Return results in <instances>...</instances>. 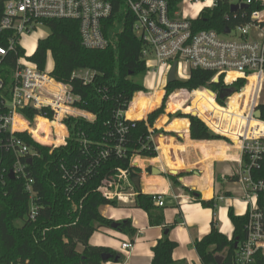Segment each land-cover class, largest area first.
<instances>
[{"label":"trees","instance_id":"trees-1","mask_svg":"<svg viewBox=\"0 0 264 264\" xmlns=\"http://www.w3.org/2000/svg\"><path fill=\"white\" fill-rule=\"evenodd\" d=\"M108 1L112 5V15L106 22L105 33L112 44L107 49L82 48L74 23L58 21L46 26L50 29V35L38 41L35 52L29 58L43 70L47 56L50 55L53 60L52 77L72 87L73 94L78 97L75 107L91 115L93 120L72 117L64 120L68 131L66 144L52 153L26 135H20L38 155L26 168V176L32 181L31 193L26 190V180H11L9 174L5 175L4 183L0 184V264H102L113 260L102 261L101 256L110 254L115 257V253L88 244L94 232L100 228H109L113 223L99 211L101 207L110 205L102 192L103 183L109 176L119 177L114 175L117 171L128 172L131 177L136 176L137 169L131 166L134 157L157 156L149 139V129L163 115L164 103L172 93L167 102V111L186 113H177L171 117L188 120L192 140L230 143L226 137L211 131L201 116H191L190 103L187 102L189 97L192 99V95L195 96L199 90L206 88L217 94L216 103L223 106L224 99L239 91L244 86V81L238 80L225 86L222 78H219L218 83L212 82L215 75L212 72L190 70L186 81L176 80L166 84L162 104L154 110L159 104L161 92L156 90L148 96L141 95L140 93H148L147 89L133 81L135 76L146 71L141 58L144 45L132 30L134 17L126 10L122 0ZM251 10L250 7L248 11ZM1 16L0 2V18ZM237 23L244 21L234 20L229 14L228 5L220 3L215 9L201 14L195 22V31L214 30L221 34L225 28H233ZM0 45H3L1 41ZM23 55L24 51L17 47L16 53H9L4 59L0 68L4 86L8 87L10 84L16 57ZM80 69L94 72L90 83L84 84L71 78L72 73ZM186 91L194 92L188 96ZM220 94L225 96L223 100L218 98ZM5 96L8 97V94ZM210 97L212 104L216 106L213 97ZM2 99L0 95V101ZM129 103L132 116L142 117L154 111L148 115L146 122L125 121V125L133 124V127L129 128L120 144L115 135L114 115L119 110L126 112ZM181 104L186 107L180 108ZM259 110L261 120L264 121V103H260ZM24 114L32 118L34 112L26 110ZM166 123V117L161 116L156 127L162 128ZM176 124L178 122L168 129H175ZM15 125L25 127L19 118H16ZM51 126L56 127L59 139L63 134L61 126L37 119L38 129H43L47 135ZM30 131L36 139L44 142L48 140L41 139L38 131ZM153 133L156 134L157 131L154 130ZM116 146L120 147V155L115 153ZM102 152L108 154L102 157ZM13 163L14 158L10 154L0 153V170L9 172ZM253 177L264 179V163L260 171L253 172ZM190 194L197 196L195 199L203 207L210 208L215 213L216 205L213 200L202 201L199 194ZM31 206L35 208L33 220L29 218ZM136 207L148 215L152 226H163L162 212L154 205L152 196L138 194ZM257 209L264 217V194L257 196ZM227 216L233 231L231 239L222 234L212 221L208 234L194 242L200 264H216L217 256L223 258L222 264H232L236 252L234 244L241 243L245 236L247 212L239 216L232 208H228ZM17 222L20 224L17 225ZM117 230L130 238L135 233L129 221L121 222ZM168 230L169 228L165 229V235L152 248L151 264H186L173 261L172 252L177 244L169 239Z\"/></svg>","mask_w":264,"mask_h":264},{"label":"built area","instance_id":"built-area-1","mask_svg":"<svg viewBox=\"0 0 264 264\" xmlns=\"http://www.w3.org/2000/svg\"><path fill=\"white\" fill-rule=\"evenodd\" d=\"M122 1L126 10L134 17L133 33L144 45L141 58L146 71L159 76L168 75L173 63H176L177 68L178 63L182 62L189 72L202 70L214 73L213 83H218L219 78H222L225 86L238 80L244 81V86L239 91L224 99L223 106L216 103V93L206 88L202 91L210 93L222 110L229 109L231 99L235 96L238 110L241 112V115L236 117L230 116L229 113L227 116L217 114L212 119L217 130L215 131L234 140L240 153L237 161L240 166L238 182L245 196L247 222L244 227V239L237 243L232 264H264V217L257 209V196L264 194V179L253 177V172L260 171L264 163V121L261 117L257 119L254 116L264 95V0ZM0 2V41L3 43L0 45V68L9 53H16L17 47L22 49L21 39L25 34L29 35L52 22L74 23L82 48L105 50L112 44L105 33L106 22L112 15V5L108 0ZM220 3L228 5L229 14L234 20H243L244 23H237L233 28H228V34H219L214 30L195 31V22L201 14L215 9ZM232 6L239 9L230 13ZM250 7L252 10L248 11ZM232 33L234 36H231ZM30 57H16L8 87L4 86L0 78V95L3 98L0 101V153L10 154L14 158L9 172L0 170V184L4 183L5 175L12 172L14 178L26 180V190L29 193L32 181L26 176V161L38 154L31 150L20 135H26L34 143L50 149L52 153L66 144L68 131L64 120L71 117L93 120L91 115L75 107L78 97L73 94L72 87L53 78L52 68L46 71L45 66L40 70L29 60ZM22 58L26 61L23 62ZM230 74L234 77L229 78ZM93 77L94 72L87 69L76 70L71 75L72 79L80 80L84 84L90 83ZM186 92L190 95L194 91ZM26 110L34 112L32 118L24 114ZM126 112L119 110L114 115L115 135L120 144L123 143L129 128L133 127V124L125 125V121H136L128 119ZM16 117L24 124V128L16 127ZM231 117L235 118V123L229 127ZM37 119H43L51 125L57 123L62 127L63 134L58 139L56 127L51 126L47 135L43 129H38ZM252 123L259 125L251 127ZM31 129L38 131L41 139L48 140L44 142L36 139L31 134ZM153 131L149 129V139L158 153ZM115 153L121 154L119 146H116ZM107 154L101 153L102 157ZM152 200L155 206L163 207L164 202L160 194L153 195ZM34 216L35 208L31 206L29 218L33 220ZM131 247V243L122 244V249Z\"/></svg>","mask_w":264,"mask_h":264},{"label":"crops","instance_id":"crops-1","mask_svg":"<svg viewBox=\"0 0 264 264\" xmlns=\"http://www.w3.org/2000/svg\"><path fill=\"white\" fill-rule=\"evenodd\" d=\"M213 102L216 106L212 104L208 92L199 90L195 96L192 95L190 111L201 116L211 131L221 135L213 126V117L217 114L227 116L229 113L230 116L236 117L240 116L241 112L238 110L236 97L231 99L229 110H222L214 100ZM154 110L145 116L136 117L132 116L129 105L126 117L132 120H147ZM161 116L152 126V129L157 131L154 136V143L158 147L157 156H136L131 162V166L137 169L136 176L131 177L128 172L117 171L114 175L119 177H112L103 183L102 192L110 205L101 207L100 214L113 223L129 221L135 233L130 238L111 227L100 228L94 232L88 240L90 246L103 248L121 256L117 263L111 260L102 264H151L152 248L165 235L166 228H169V239L177 244L172 252L173 261L200 264L194 242L208 234L211 222L214 221L216 228L231 239L233 231L227 216L228 208H232L239 216L246 213L244 192L238 182L240 166L237 161L240 153L237 143L226 136L224 137L230 143L192 140L186 119L170 121L165 116L166 125L158 128L156 123ZM233 117L230 118L229 127L235 123ZM175 122H178L175 129H168ZM258 125L252 123L251 127ZM183 126L186 127V132ZM190 192L199 194L202 201L213 200L216 209L219 202L226 201L227 206L218 208L215 215L212 209L203 207L195 199L197 196L191 195ZM140 193L162 196L163 207H156L162 212L163 226H152L148 215L136 207V197ZM124 243H131L132 247L122 249Z\"/></svg>","mask_w":264,"mask_h":264},{"label":"rangeland","instance_id":"rangeland-1","mask_svg":"<svg viewBox=\"0 0 264 264\" xmlns=\"http://www.w3.org/2000/svg\"><path fill=\"white\" fill-rule=\"evenodd\" d=\"M232 1L237 2L238 0H232ZM50 33H51L50 29L45 26V27H39L38 29H36V31L30 33L29 35L25 34L21 39V46H22V49L24 51L25 57H30L35 52L36 44L38 43V41L45 39L46 37H48L50 35ZM231 36H234V33H232ZM22 61L25 62L26 61L25 58H22ZM45 66H46V71H50L51 68L53 67V60L50 57V55L47 56ZM188 75H189L188 68L182 62H179L177 65L176 71H175L176 80L184 82L187 80ZM166 80H167V74H162L159 76V75H157L151 71L150 72L145 71V72H143V73H141V74H139L133 78V81L135 83L140 84L141 86L146 88L148 91V93H146V94L141 93V95L148 96V95H150V93H152L153 91H156V90L161 92L159 104L155 109L160 108V106L162 104V100H163L164 95H165ZM169 97L166 99V101L164 103L163 115H165L170 121H173L177 118L171 117V116H174L177 113H183V112L178 111L176 113H169L167 111V102L169 100ZM190 101H191V97H189L187 104H189ZM261 102L264 103V95H262ZM185 107L186 106L183 104L180 105V108H185ZM183 114H186V113H183ZM187 114H190V113H187ZM178 119H183V118H178ZM136 160L140 161L139 158H136ZM222 206L226 207L227 202L224 201L223 203H221V202L218 203V208H220ZM218 208L214 211L215 215L218 213V210H219ZM215 215H214V218H215ZM16 224L19 225L20 223L17 222ZM79 249H80V247H79Z\"/></svg>","mask_w":264,"mask_h":264},{"label":"water","instance_id":"water-1","mask_svg":"<svg viewBox=\"0 0 264 264\" xmlns=\"http://www.w3.org/2000/svg\"><path fill=\"white\" fill-rule=\"evenodd\" d=\"M241 8H246V6H241ZM238 9H239V8H238L237 6H232V7L230 8V13H233V12L237 11ZM223 33H224V34H228V33H229V29H228V28H225L224 31H223ZM175 70H176V63H173L171 69H170L169 72H168L167 80H166V84H171V83H173V82L176 81ZM215 83H217V81H215ZM230 93H231V92L229 91L228 94H230ZM211 94H212V93H211ZM224 97H225V96L222 95V94H220V95L218 96V98H219L220 100H223ZM191 116H196V115H194V114L192 113ZM254 116H255L257 119H259V118L261 117V112H260V110H256L255 113H254ZM136 121H139V122H140V121H144V119H142V118H138ZM26 163H27L28 165H30V164L32 163V159H31V158L27 159ZM173 174H175V173L173 172ZM8 177H9V179H11V180L14 179L13 173L10 172L9 175H8ZM108 178L110 179L111 177L109 176ZM136 180H137V178H136ZM119 226H120V223H112L110 227H111L112 229H115V230H116V229L119 228ZM234 247H235V248L237 247V242L234 244ZM101 259H102V261H107V260H109V259H113V261H114L115 263H117V262H119V261L121 260V256H120V255H116L115 257H112V255H110V254H103V255L101 256ZM222 261H223V258H222V257H220V256L215 257V263H216V264H222Z\"/></svg>","mask_w":264,"mask_h":264},{"label":"bare ground","instance_id":"bare-ground-1","mask_svg":"<svg viewBox=\"0 0 264 264\" xmlns=\"http://www.w3.org/2000/svg\"><path fill=\"white\" fill-rule=\"evenodd\" d=\"M231 77H234V75H233V74H230V75H229V78H231ZM251 81H252V80H251ZM153 92H154V91H153ZM192 113H193L194 115H196L194 112H191V114H192ZM16 118H17V117H16ZM16 118H15V123H16Z\"/></svg>","mask_w":264,"mask_h":264}]
</instances>
